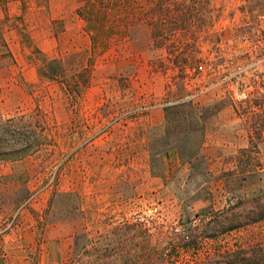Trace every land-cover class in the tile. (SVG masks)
Segmentation results:
<instances>
[{
	"label": "rangeland",
	"instance_id": "obj_1",
	"mask_svg": "<svg viewBox=\"0 0 264 264\" xmlns=\"http://www.w3.org/2000/svg\"><path fill=\"white\" fill-rule=\"evenodd\" d=\"M75 3L83 31L80 39L70 35V54H4L7 76L23 75L18 84L0 83V172L12 173L1 186V200L14 211L7 231L22 222L24 210L43 202L53 220L81 204L94 205L92 195L83 201L70 196L68 188L79 187L80 180L75 174L68 185L69 155L76 170L80 158L83 171L90 166L88 187L93 186L97 172L86 157L94 139L150 113L159 100L158 79L166 81L165 95L194 97L168 108L164 144L175 145L183 161L196 159L168 182H151L145 199L127 194L130 175L121 170L113 200L117 213L110 217L116 226L108 229L112 242L96 238L81 256L53 261L40 242L37 257L20 262L221 264L236 251L246 252L245 259L254 251L263 256L264 134L256 130V101L264 94V0ZM196 63H207L209 72L194 76ZM95 107L100 114L79 111ZM67 109L75 139L70 148L64 145ZM94 124L97 133L89 137ZM221 134L224 143L216 139ZM210 137L214 142L204 146Z\"/></svg>",
	"mask_w": 264,
	"mask_h": 264
},
{
	"label": "crops",
	"instance_id": "obj_2",
	"mask_svg": "<svg viewBox=\"0 0 264 264\" xmlns=\"http://www.w3.org/2000/svg\"><path fill=\"white\" fill-rule=\"evenodd\" d=\"M78 7L75 0H0V68H3L0 70V83L18 84L23 76H16L15 73H12V77L7 76L9 60L4 57L6 51L30 55L33 51L40 50L46 57L70 54L71 51L67 48L69 40L71 41L70 35L77 33L80 39L83 31L82 20L76 14ZM64 37L67 40L65 43ZM78 50L81 51L79 44ZM31 75L33 76V70L30 71ZM155 84L159 100L156 99L157 103L150 113L130 120L122 131L114 129L94 139L91 157H86V162L93 164L97 172L93 186L88 187L90 166L83 171L85 165L80 158L79 167L82 168L76 170L72 166L74 159L71 160L69 155L65 178L71 181L72 177L78 174L80 181L79 187H69L68 192L70 196H81V201L84 196L92 195L96 199L94 205L81 204L79 209L73 212L65 211L62 219L53 220L50 218L52 211L47 209L46 203L43 202L24 210L22 222L7 231V224L11 218L9 216L13 218L14 211L7 209L1 200V192L5 191L1 186L7 182V177L12 173L0 172V264H25L20 261L30 256L32 258L33 255L36 258L37 254L34 250L38 249L40 242H44L47 257L52 261L72 255L81 256L96 238L112 242L114 237L108 229L113 231L116 226V222L110 217L117 213L113 207V200L120 192L119 173L124 168L130 175L127 179V194H138L144 199L151 193V182L157 185L162 181L168 182L175 176L177 170L191 169L196 158L190 161L181 160L176 146L165 145L164 140H167L170 129L168 108L171 105L192 101L194 97L187 98L183 95L175 97L172 93L165 95L164 79H158ZM171 90L173 91L174 88ZM94 96L97 103L99 97L97 94ZM79 111L83 113L81 115L90 112L98 115L101 108H80ZM67 112L71 119L66 126L68 138L64 141V145L70 148L75 145V139L71 136L72 112L70 109H67ZM97 125L94 124V130L87 133V136H95ZM224 129L225 124L222 123L221 131ZM220 136L216 139L224 143L225 136L222 134ZM214 140L213 137L206 138L204 146H209V142ZM84 141L85 139L78 141L79 145L82 146ZM203 155L205 159L208 158L206 153ZM84 179L86 183H82ZM68 185L73 186L74 181L69 182ZM103 229L107 231L104 232ZM94 234H99L100 237H95ZM8 256L12 257L10 262L6 260Z\"/></svg>",
	"mask_w": 264,
	"mask_h": 264
},
{
	"label": "trees",
	"instance_id": "obj_3",
	"mask_svg": "<svg viewBox=\"0 0 264 264\" xmlns=\"http://www.w3.org/2000/svg\"><path fill=\"white\" fill-rule=\"evenodd\" d=\"M264 7V5H262ZM262 89L264 90V84L262 85ZM249 96V94H248ZM256 105L260 108V113L256 115V130L260 136L264 134V94L262 97L256 101ZM245 114H250L249 112L245 111ZM246 252L236 251L233 253H229L224 257V261L221 264H264V255L259 256L257 252H251L248 259H245Z\"/></svg>",
	"mask_w": 264,
	"mask_h": 264
},
{
	"label": "built area",
	"instance_id": "obj_4",
	"mask_svg": "<svg viewBox=\"0 0 264 264\" xmlns=\"http://www.w3.org/2000/svg\"><path fill=\"white\" fill-rule=\"evenodd\" d=\"M207 69H209L207 63H196L193 69L194 76H196V74L202 75L203 73H208L209 71ZM189 74L191 77L193 76L191 73Z\"/></svg>",
	"mask_w": 264,
	"mask_h": 264
}]
</instances>
